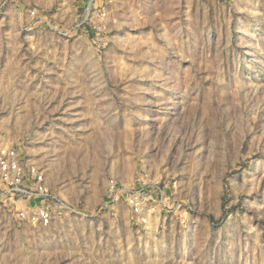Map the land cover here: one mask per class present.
<instances>
[{
  "label": "rangeland",
  "instance_id": "1",
  "mask_svg": "<svg viewBox=\"0 0 264 264\" xmlns=\"http://www.w3.org/2000/svg\"><path fill=\"white\" fill-rule=\"evenodd\" d=\"M4 149L0 264H264V0H0Z\"/></svg>",
  "mask_w": 264,
  "mask_h": 264
},
{
  "label": "built area",
  "instance_id": "2",
  "mask_svg": "<svg viewBox=\"0 0 264 264\" xmlns=\"http://www.w3.org/2000/svg\"><path fill=\"white\" fill-rule=\"evenodd\" d=\"M17 162L12 150L4 149L0 151V197L2 193H8L9 196H15L17 191L26 192L21 189V169L17 166ZM20 174L19 177L17 176ZM35 196H44L46 190L43 186H38ZM35 216L37 218L48 219V210L46 207L37 208Z\"/></svg>",
  "mask_w": 264,
  "mask_h": 264
}]
</instances>
